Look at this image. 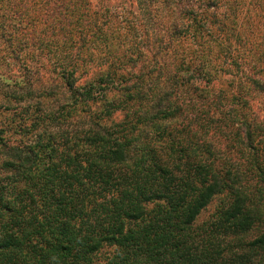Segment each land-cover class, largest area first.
<instances>
[{"label": "trees", "instance_id": "1", "mask_svg": "<svg viewBox=\"0 0 264 264\" xmlns=\"http://www.w3.org/2000/svg\"><path fill=\"white\" fill-rule=\"evenodd\" d=\"M138 1L159 26L126 48L89 0H0V69L18 70L0 74L16 113L0 123V264H92L104 247L105 264H264V38L217 88L206 9ZM44 53L56 77L27 63ZM83 53L102 67L78 84Z\"/></svg>", "mask_w": 264, "mask_h": 264}, {"label": "rangeland", "instance_id": "2", "mask_svg": "<svg viewBox=\"0 0 264 264\" xmlns=\"http://www.w3.org/2000/svg\"><path fill=\"white\" fill-rule=\"evenodd\" d=\"M90 10L100 14V22L107 24L117 37L123 39V47H132L135 42L143 44L145 36H152L158 28L157 18L154 22L148 16H145L140 11L141 2L138 0H89ZM207 0H195L193 5L201 12L206 9L210 20V30L215 36V40L209 44V49L206 48L205 56L211 61L210 68L212 78H215V86L217 88H227L233 91L235 86L240 83V75L236 72L233 66V59L241 57L243 59L250 58L249 50L252 44L258 43L264 38V0H217V7H206ZM56 39V38H55ZM54 39V40H55ZM56 44L55 42H53ZM184 47L193 45L191 36L185 37L182 40ZM222 49L228 53L220 55ZM232 53V54H231ZM75 56V48L72 53ZM102 55L98 59V63L90 59L86 53H83V58L79 60L80 67L77 69V82L84 84L95 79L101 69L99 64ZM199 62L201 58L197 59ZM27 63L34 67V70L41 71L45 77H56L52 72L51 60L44 53L35 60L29 59ZM17 66L7 69L4 65L1 66L0 74L8 78L17 77ZM207 85V84H204ZM255 108L259 116L264 120V96L257 95L255 99ZM16 114L13 111H5L0 109V123L7 124ZM121 113L117 112L112 117L119 118ZM11 137L17 138L18 135L10 134ZM224 198V195H219L214 198L199 214L193 222V225L198 226L209 221L216 212L217 204ZM166 204L163 201H153L146 204L148 212L164 207ZM131 224V223H130ZM112 248L104 247L94 258L92 264H105L108 256L112 253Z\"/></svg>", "mask_w": 264, "mask_h": 264}]
</instances>
